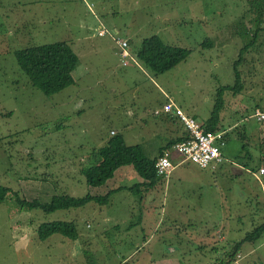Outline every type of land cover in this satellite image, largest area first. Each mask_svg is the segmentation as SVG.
<instances>
[{"label":"rangeland","instance_id":"obj_1","mask_svg":"<svg viewBox=\"0 0 264 264\" xmlns=\"http://www.w3.org/2000/svg\"><path fill=\"white\" fill-rule=\"evenodd\" d=\"M117 38L130 39L139 64L128 57L122 65ZM57 40L69 43L80 64L72 84L45 94L19 67L14 50ZM159 43L190 51L155 72L141 54ZM161 90L200 123L219 105L226 159L214 168L188 160L157 181L170 179V187H122L105 204L46 212L19 205L10 191L0 201V264H234V241L263 218L261 186L249 168L260 156L264 166V121L244 120L255 107L264 110V0H0V183L27 199L102 193L141 180L132 165H123L92 188L78 167L111 129L156 153L170 129L182 126L175 114L163 117ZM233 122L247 129L249 153L238 129L229 127ZM170 155L173 162L181 157L175 150ZM230 160L247 171L232 173ZM57 218L73 220L78 236L39 239L37 226ZM238 252L240 264H264V234Z\"/></svg>","mask_w":264,"mask_h":264},{"label":"trees","instance_id":"obj_2","mask_svg":"<svg viewBox=\"0 0 264 264\" xmlns=\"http://www.w3.org/2000/svg\"><path fill=\"white\" fill-rule=\"evenodd\" d=\"M258 9L260 8L257 7L253 10L255 12L252 13L253 15H257L256 18L253 19L255 21L254 24L259 20L258 16L260 15V11ZM254 38L255 37L253 36V40ZM245 46L248 47V42ZM189 51L190 49L182 46L159 43L153 49H144L141 57L146 66L153 71L160 73L185 59L189 54ZM14 54L19 67L26 73L31 84L41 89L45 94L57 92L74 82L72 71L77 65L78 55L65 40L29 45L14 50ZM234 68L237 84H240V74L237 67L235 66ZM235 86L236 90L240 87L239 85ZM221 87L234 88L233 85H224ZM218 110L219 105L216 103L210 116L201 124L205 129L213 131L224 130L223 137L226 142L228 139V133L221 127L222 125L220 126L219 124ZM234 128L238 129L236 132L238 138L242 140L241 147L249 153L250 136L247 129L243 126V130L241 131L239 130V125H236ZM183 138L184 137L170 140L168 145ZM162 152L163 151L160 153ZM157 157L158 156H147L140 144L126 143L123 134L115 131L107 137L101 146L92 149L88 164L82 165L79 171L84 175L86 183L93 188L105 184V182L113 176L114 171L118 167L122 165H132L140 175L141 180L129 186H118L114 189H122V187H124L129 190H134L141 185L149 187L162 177L157 174L155 169V161ZM261 161L262 156H260V159L255 166L253 165L252 169L250 168V171L257 170L260 167ZM114 189H109L102 194H94L88 191L81 196H75L65 191H61L53 194L48 201L41 202L37 199H26L22 194H19L17 190L9 185L0 183V201L12 191L15 200L19 205L27 206L29 208H40L43 211L50 212L59 208L67 209L70 207H80L88 201L105 204L109 199L111 191ZM262 204L260 207L263 211V218L256 223L253 228L246 230L241 238L235 240L232 249L229 250V258H233V261L235 258L239 259L241 257L238 251L244 241L253 242L264 234V200ZM36 231L39 239H45L53 233H59L62 236L73 239L78 236L76 224L73 220L59 218L41 222L37 226ZM221 264H227V262H222Z\"/></svg>","mask_w":264,"mask_h":264},{"label":"built area","instance_id":"obj_3","mask_svg":"<svg viewBox=\"0 0 264 264\" xmlns=\"http://www.w3.org/2000/svg\"><path fill=\"white\" fill-rule=\"evenodd\" d=\"M101 33H104V29H100ZM117 45L119 46V53L122 57V63L127 64L128 57L136 64L138 61L135 56L129 51V44L127 39L117 38ZM162 110L177 115L181 121L186 135L183 139L174 142L169 148L163 150L158 155L155 161V169L158 175L167 176L170 170L177 164L184 163L188 160L193 163L206 167L210 165L212 168L215 164L225 159L222 146L225 144L223 137L224 130H209L205 129L202 124L193 116L184 113L182 108L177 105L172 99L168 98L167 102L163 104ZM160 110L156 109L155 113H159ZM249 117L254 118L256 121L262 122L264 120V110L255 107ZM115 131L111 130L113 134ZM172 150L177 151L180 154V158L173 162L171 158ZM254 177L258 180L261 186L262 197L264 200V180L262 174H264V167L261 166L258 170L252 172ZM234 264H240L237 258L234 259Z\"/></svg>","mask_w":264,"mask_h":264},{"label":"crops","instance_id":"obj_4","mask_svg":"<svg viewBox=\"0 0 264 264\" xmlns=\"http://www.w3.org/2000/svg\"><path fill=\"white\" fill-rule=\"evenodd\" d=\"M128 41L130 42V39H128ZM129 63V62H128ZM127 63V64H128ZM80 63H79V58H78V62H77V65H76V67L79 65ZM122 65H124V66H126V64H123L122 63ZM75 67V68H76ZM75 68L73 69V71H72V74H73V77H74V70H75ZM128 70V69H127ZM115 89V88H114ZM161 92L163 93V95L165 96V100H164V103H166L167 102V96H169L170 98H172V100L176 103V104H178L177 102H176V100L174 99V97H172L170 94H168L165 90H161ZM163 103V104H164ZM162 104V105H163ZM180 106V105H179ZM162 107V106H161ZM161 107H158V108H161ZM181 107V106H180ZM129 108V107H128ZM259 108V107H258ZM127 112H128V114H131L130 112H129V109H127ZM163 112V111H162ZM159 114V113H158ZM163 117H165V118H167V119H171V120H173L176 116L175 115H173L172 113H169V112H163ZM191 116H193L194 118H196L194 115H191ZM249 118H251V117H247V118H244V120H247V121H249L250 119ZM177 119H178V117H177ZM253 120H255L254 118H253ZM238 123H235V122H233V123H230L229 124V127L230 128H234L236 125H237ZM175 128V129H174ZM174 128H171L170 129V134H172L171 136H170V138H167V139H164V140H162V141H159L157 144H156V153L154 152L152 155H149V154H147L146 152H145V149H147L148 147H150V148H153V146H151L150 144H148V143H146V145L143 147L142 146V149H143V151H144V153L147 155V156H149V157H154V156H158L159 154H161L160 152L161 151H163L164 149H166V148H169L170 146H171V144H173L174 142H176V141H174L173 143H170L169 145H168V142L170 141V140H173V139H175V138H182V137H185V135H186V130L184 129V127H183V125L181 126V128L180 127H174ZM111 130H113V129H111ZM111 130H110V132H111ZM115 131H117V130H115ZM125 139V138H124ZM179 140V139H178ZM127 143V142H126ZM155 149V148H154ZM244 151H245V149H244ZM173 157H175L174 155H173ZM177 158H179V157H177ZM225 159H226V156H225ZM173 160V159H172ZM176 162V161H175ZM230 163H232V166H231V169H233L232 170V173L234 172V171H238L239 169H246V171H247V167L244 165V164H239L238 163V161H231L230 160ZM180 164H183V163H180ZM180 164H177L176 165V167L178 166V165H180ZM81 165V164H80ZM244 165V168H242V166ZM123 166V165H122ZM261 166H263L262 165V163L260 164V167ZM80 167L81 166H79L78 167V169H80ZM264 167V166H263ZM118 169V168H117ZM175 169V168H174ZM173 169V170H174ZM250 169V168H249ZM173 170L169 173V177L171 178V176L173 177V175H172V173H173ZM251 170V169H250ZM258 170V169H257ZM116 171V170H115ZM256 171V170H255ZM182 172L183 171H180V172H178V174L177 175H180V174H182ZM253 172V171H252ZM114 175V174H113ZM234 175V174H233ZM167 176V177H168ZM113 177V176H112ZM111 177V178H112ZM163 177V176H162ZM161 179V178H160ZM256 179V178H255ZM262 179L264 180V174H262ZM26 180V179H25ZM257 180V179H256ZM140 181V180H139ZM258 181V180H257ZM259 183V182H258ZM105 184H106V182H105ZM105 184H103V185H105ZM172 184V182H171V180L169 179V182L167 181V179H166V181L165 182H159V183H157V181L155 182V183H153L151 186H149L148 187V189L149 188H151V189H153V188H160L161 186H163L164 188H168V187H170V185ZM26 185H28V186H30L29 184H26ZM103 185H101V186H103ZM119 186H129V185H119ZM91 187V186H90ZM97 187H100V186H97ZM118 187V186H117ZM93 188H95V187H93ZM114 188H116V187H111V188H109V189H114ZM109 189H107L105 192H107ZM127 189V188H126ZM148 189L146 190V191H144V193L146 194L147 193V191H148ZM104 190H105V188H103V192L102 193H105L104 192ZM117 190H120V189H114V190H112L111 191V194L113 193V192H115V191H117ZM131 191H133V190H131ZM91 193H98V192H91ZM100 194H102L101 192H99ZM110 194V195H111ZM24 195V194H23ZM72 195V194H71ZM74 195V194H73ZM141 198H139L138 199V201L139 202H141L144 198H143V196H144V194H143V192H141ZM25 197V196H24ZM145 197H146V195H145ZM26 198V197H25ZM143 198V199H142ZM147 198V197H146ZM27 199V198H26ZM32 199H35V198H32ZM32 199H29V200H32ZM38 200V199H37ZM64 237H66V236H64ZM150 237H148V238H146V239H144V244H146V243H149V239ZM159 262H161L162 264L164 263V262H162V261H159ZM152 264V263H151Z\"/></svg>","mask_w":264,"mask_h":264},{"label":"clouds","instance_id":"obj_5","mask_svg":"<svg viewBox=\"0 0 264 264\" xmlns=\"http://www.w3.org/2000/svg\"><path fill=\"white\" fill-rule=\"evenodd\" d=\"M128 41V40H127ZM139 64V63H138Z\"/></svg>","mask_w":264,"mask_h":264}]
</instances>
